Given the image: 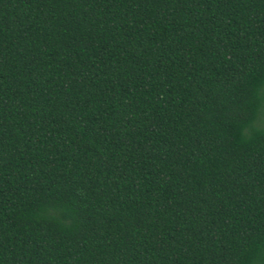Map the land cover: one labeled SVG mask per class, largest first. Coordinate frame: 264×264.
I'll return each mask as SVG.
<instances>
[{
    "label": "trees",
    "instance_id": "trees-1",
    "mask_svg": "<svg viewBox=\"0 0 264 264\" xmlns=\"http://www.w3.org/2000/svg\"><path fill=\"white\" fill-rule=\"evenodd\" d=\"M0 264H264V0H0Z\"/></svg>",
    "mask_w": 264,
    "mask_h": 264
}]
</instances>
